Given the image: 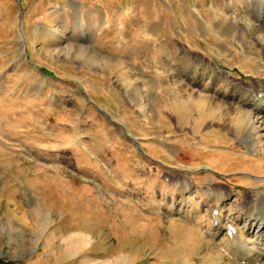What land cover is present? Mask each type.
Returning a JSON list of instances; mask_svg holds the SVG:
<instances>
[{"label":"rangeland","instance_id":"374dc122","mask_svg":"<svg viewBox=\"0 0 264 264\" xmlns=\"http://www.w3.org/2000/svg\"><path fill=\"white\" fill-rule=\"evenodd\" d=\"M263 90L264 0H0V264H255Z\"/></svg>","mask_w":264,"mask_h":264},{"label":"bare ground","instance_id":"6f19581e","mask_svg":"<svg viewBox=\"0 0 264 264\" xmlns=\"http://www.w3.org/2000/svg\"><path fill=\"white\" fill-rule=\"evenodd\" d=\"M263 93H264V90H263ZM262 93V94H263ZM263 96H264V94H263ZM259 107V106H258ZM254 109V108H253ZM264 111V107H261V108H259V113H262ZM256 112V111H255ZM258 115V114H257ZM260 115V114H259ZM261 116V115H260ZM264 117V115L262 116V118ZM261 118V117H260ZM264 119V118H263ZM231 165H234V167H236V168H240V167H242V168H245V165H240V163L239 162H234L233 164H231ZM214 214L215 215H219V213L218 212H214L213 213V217L215 218V216H214ZM262 214H264V212L262 213ZM250 215H251V213H249L248 214V218L245 220V222H244V225H245V227L247 226V225H250L249 226V228H251V230L253 229V228H255V225L256 224H258L257 225V227L254 229V235H257L259 232H260V234H261V236H262V238L264 239V222H263V220H261V221H257L259 218L258 217H254V218H252L253 219V221H254V223L252 224L251 222H250ZM214 220V219H213ZM220 220V219H219ZM217 223H219V221H217ZM216 223V226L218 227V228H221V230L223 229V226L221 225V224H217ZM256 223V224H255ZM232 226L230 225V224H225V226H224V229H225V232H230V241H232V242H235L236 244H239V245H237V246H240V245H242L243 244V241L242 240H239V234H237V229H236V231H235V233H232V232H234L233 230H232V228H231ZM234 229V228H233ZM217 230V229H216ZM235 230V229H234ZM239 231V230H238ZM250 231V230H249ZM226 233V234H227ZM229 234V233H228ZM227 234V235H228ZM258 238V237H257ZM259 239V238H258ZM253 241H254V239H252ZM246 242V241H245ZM232 244V243H231ZM244 245V244H243ZM246 246H247V243L245 244ZM236 246V245H235ZM241 247V246H240ZM262 249H264L263 247H261ZM243 250V249H242ZM251 251H253V250H251ZM252 255V254H251ZM255 264H257V263H259V264H264V252H263V254H255V258L252 260ZM260 261H262V262H260Z\"/></svg>","mask_w":264,"mask_h":264},{"label":"crops","instance_id":"0c3cea01","mask_svg":"<svg viewBox=\"0 0 264 264\" xmlns=\"http://www.w3.org/2000/svg\"><path fill=\"white\" fill-rule=\"evenodd\" d=\"M76 22H78L79 25L84 26V28L80 29V31H84V34H82V37L80 39L86 40V41L93 40L94 43H97V45H94V49L99 51V52L103 51L105 49V47H103L101 44H99V42L101 41L99 36L104 32L106 26L108 24H110L108 22V19L106 17L105 18L100 17V18H96V19H94V18L93 19H86L84 24L80 23L78 20H76ZM88 36H90V39H88ZM118 42H119V40H118ZM94 49H92V46H91L92 52L94 51ZM119 52H123L122 48L120 50L118 49L116 51V54H118ZM87 72H90V71H87ZM90 73H95V72L91 71Z\"/></svg>","mask_w":264,"mask_h":264}]
</instances>
